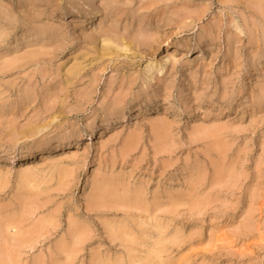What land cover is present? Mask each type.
<instances>
[{
	"label": "rangeland",
	"instance_id": "1",
	"mask_svg": "<svg viewBox=\"0 0 264 264\" xmlns=\"http://www.w3.org/2000/svg\"><path fill=\"white\" fill-rule=\"evenodd\" d=\"M0 264H264V0H0Z\"/></svg>",
	"mask_w": 264,
	"mask_h": 264
},
{
	"label": "bare ground",
	"instance_id": "2",
	"mask_svg": "<svg viewBox=\"0 0 264 264\" xmlns=\"http://www.w3.org/2000/svg\"><path fill=\"white\" fill-rule=\"evenodd\" d=\"M79 13V6L78 5H74L71 8V15L77 14ZM89 18L93 19L95 16L99 15L98 11H90L89 13ZM85 21H83L82 23H84ZM201 48H204L203 51L207 50V46H203ZM162 107V106H160ZM162 108H159V111H161ZM162 114V113H160ZM125 115L121 116V121H123ZM108 120L106 119L105 124H108ZM47 130L42 131V133L36 134L32 137H28L25 141L23 142H19V143H15L14 145H12V147H10L7 151H5L3 153V156L6 157H13L15 155H24V154H29L33 149L38 148L40 146L46 145V144H50L52 142H56V141H60V142H64V141H68V139L60 137V136H56V135H47L46 134Z\"/></svg>",
	"mask_w": 264,
	"mask_h": 264
}]
</instances>
